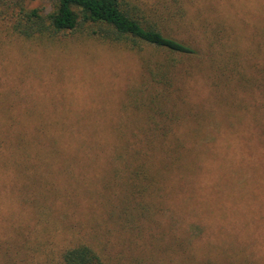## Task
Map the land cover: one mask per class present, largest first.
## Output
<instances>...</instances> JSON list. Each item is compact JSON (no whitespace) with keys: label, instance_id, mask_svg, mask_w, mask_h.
Returning <instances> with one entry per match:
<instances>
[{"label":"rangeland","instance_id":"obj_1","mask_svg":"<svg viewBox=\"0 0 264 264\" xmlns=\"http://www.w3.org/2000/svg\"><path fill=\"white\" fill-rule=\"evenodd\" d=\"M144 1L171 5L163 29L198 53L0 33V264H64L79 243L104 264H264V0ZM219 24L240 56L235 73L216 68ZM137 102H161L171 135L206 128L179 150L191 155L152 157L155 196L132 189V153L114 149L120 135L142 145L152 106Z\"/></svg>","mask_w":264,"mask_h":264},{"label":"trees","instance_id":"obj_2","mask_svg":"<svg viewBox=\"0 0 264 264\" xmlns=\"http://www.w3.org/2000/svg\"><path fill=\"white\" fill-rule=\"evenodd\" d=\"M34 2L40 5L33 6ZM158 3L162 4L161 7L156 4L149 5L144 0H0V33H4L5 37L10 39L28 43L52 41L62 35L78 34L83 36L82 38H95L101 43L132 51L153 48L166 51L170 56L196 55L198 49L193 43L179 39L163 29L161 24H168L174 14L171 5ZM228 28L222 24L216 27L218 54L216 53L215 63L220 71L231 67L235 73L240 56L238 50L231 48L227 39L224 40L228 36ZM224 54H228L229 59L222 63L220 57ZM168 61L170 63V59ZM168 67H170L169 64ZM216 74H218L217 71ZM231 79L230 76L222 79V88L226 89ZM245 82L248 85L250 78ZM155 97L159 99V95ZM235 104V102H224L220 106L234 108ZM142 105L152 106L148 114L151 121L145 124L143 131L146 134L141 138L142 145L139 148L131 147L132 142L128 135H120L115 137L114 149L115 152L120 151L119 153L125 155L132 153L129 158L136 163L132 172V189L139 188L141 190L137 192L139 195L144 196L150 193L155 196L157 190H160L159 185L155 184L160 168L155 166L152 157L161 152L164 160L172 161L182 159L187 154L191 155L194 149L186 150L183 155L179 150L193 139L197 145H200L202 139L206 137L204 134L206 128L191 125L186 135H171L176 130L177 124L161 118L158 120L160 113L169 116L171 112L166 110L161 102H137L138 109H141ZM237 108L240 109L238 104ZM229 116L231 114L225 118ZM172 117H176L179 124V116L173 113ZM256 123L264 127V114L259 116ZM60 144L59 139L54 138L55 151L61 149ZM161 167L165 165L162 164ZM143 180L146 186L143 185L144 182H141ZM137 213H143L142 206L139 205ZM63 261L64 264H104L100 254L85 243L67 248L63 252Z\"/></svg>","mask_w":264,"mask_h":264}]
</instances>
